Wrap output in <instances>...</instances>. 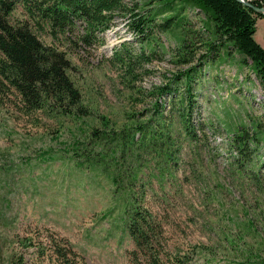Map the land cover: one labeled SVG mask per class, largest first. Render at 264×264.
Masks as SVG:
<instances>
[{"label": "rangeland", "instance_id": "obj_1", "mask_svg": "<svg viewBox=\"0 0 264 264\" xmlns=\"http://www.w3.org/2000/svg\"><path fill=\"white\" fill-rule=\"evenodd\" d=\"M181 14L196 32L189 35L196 44L195 59L184 64L178 62L179 43L172 32L156 27L149 41L134 36L120 12L100 41L58 44L68 50V73L89 110L84 116L49 107L27 110L12 92L2 95L0 264L13 253L29 264H56L51 236L69 240L79 264L147 262V251L136 248L122 227L111 178L101 165L77 166L61 154L63 143L91 127H128L133 133L137 122L145 125V149L136 195L158 223L153 245L162 264H240L242 257L229 239L237 235L252 256L264 259V147L250 163L231 138L240 125L249 126L250 118L264 122V85L232 45L213 60L201 58L211 40L204 16L193 7ZM24 17L21 8L12 11V18ZM262 21L255 35L264 41ZM129 53V60L118 58ZM198 62L192 81L197 106L189 129L179 115L184 105L158 95V87ZM175 84L180 92L183 80ZM143 129L135 131L136 139ZM48 149L54 157L43 159ZM133 156L130 151L127 158Z\"/></svg>", "mask_w": 264, "mask_h": 264}, {"label": "trees", "instance_id": "obj_2", "mask_svg": "<svg viewBox=\"0 0 264 264\" xmlns=\"http://www.w3.org/2000/svg\"><path fill=\"white\" fill-rule=\"evenodd\" d=\"M247 1L249 5L240 0H146L142 5L139 2L130 5L127 0H0V105L2 95L12 92L27 110L49 107L63 114H88L79 89L68 73L71 67L68 50L59 45L67 42L91 45L100 41L117 12L124 15L127 29L134 36L145 37L147 41L152 39L150 33L156 27L172 32L178 38V62L184 64L194 61L196 44L192 36L189 38L195 32L192 23L181 12L186 7L196 8L202 12L204 28L211 36L201 58L213 60L225 45L226 51L232 45L240 55V62L249 65L264 85V47L254 37L257 18L264 17V12L254 6L264 7V0ZM17 7L25 14L24 18H12V11ZM165 10L171 12L155 20V16ZM44 34L51 42L44 40ZM73 35L76 38L73 39ZM128 56L131 53L127 58H118L129 60ZM201 63L180 68L158 87V95L168 94L169 101L177 98L184 105L179 115L189 129L192 126L190 115L197 106L192 81ZM174 80H183L180 92L177 84L173 85ZM159 104L156 101L155 108ZM144 126L137 122L133 133L128 127H91L75 134L69 143H63L61 154L77 166L85 163L101 165L111 178L113 195L120 206L122 227L136 248L147 251L145 264H162L153 245L158 223L149 208L137 198L135 188L140 186L137 175L142 164L139 157L145 149L141 146L145 139ZM142 129L143 133L136 139L135 131ZM231 138L242 159L252 163L253 153L262 145L264 147V122L250 118L249 126L240 125ZM130 151L134 156L128 159ZM42 153L43 159L54 157L50 149ZM229 239L242 257L240 264H264L263 258L251 255L240 235ZM49 245L50 256L56 264H79L78 252L65 237L51 236ZM6 264L29 263L22 254L13 253Z\"/></svg>", "mask_w": 264, "mask_h": 264}, {"label": "crops", "instance_id": "obj_3", "mask_svg": "<svg viewBox=\"0 0 264 264\" xmlns=\"http://www.w3.org/2000/svg\"><path fill=\"white\" fill-rule=\"evenodd\" d=\"M259 19H263V24H264V17H258ZM257 18V21H256V24H257V22H258V19ZM256 30H257V26H256ZM256 32V31H255ZM254 36H255V38H256V40L257 41H259L260 42V44L264 47V41H262V38L259 36V37H257L256 35H255V33H254Z\"/></svg>", "mask_w": 264, "mask_h": 264}, {"label": "water", "instance_id": "obj_4", "mask_svg": "<svg viewBox=\"0 0 264 264\" xmlns=\"http://www.w3.org/2000/svg\"><path fill=\"white\" fill-rule=\"evenodd\" d=\"M240 1H242L243 3L248 4V5L250 4L247 0H240ZM254 9H256L260 12H264V7H255L254 6Z\"/></svg>", "mask_w": 264, "mask_h": 264}]
</instances>
